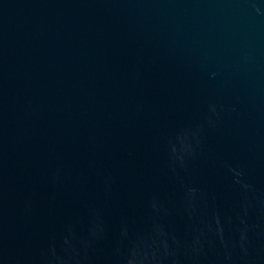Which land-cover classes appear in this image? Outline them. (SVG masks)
I'll return each instance as SVG.
<instances>
[{"label":"water","instance_id":"obj_1","mask_svg":"<svg viewBox=\"0 0 264 264\" xmlns=\"http://www.w3.org/2000/svg\"><path fill=\"white\" fill-rule=\"evenodd\" d=\"M0 264H264V0H0Z\"/></svg>","mask_w":264,"mask_h":264}]
</instances>
